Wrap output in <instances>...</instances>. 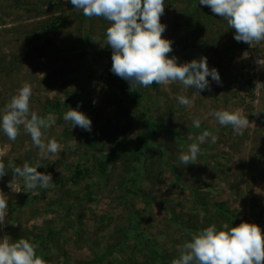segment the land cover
Segmentation results:
<instances>
[{
	"label": "rangeland",
	"instance_id": "obj_1",
	"mask_svg": "<svg viewBox=\"0 0 264 264\" xmlns=\"http://www.w3.org/2000/svg\"><path fill=\"white\" fill-rule=\"evenodd\" d=\"M161 23L168 55L179 64L206 57L219 83L209 76L210 90L199 93L153 83L137 86L134 98L111 71L110 22L85 17L70 0H0V112L30 84V110L55 120L44 142L61 145L42 157L23 127L14 142L0 131V160L40 163L37 171L53 180L25 192L18 178L16 193L8 169L0 238L28 239L46 264H171L192 233L212 224L255 223L264 233V42L236 41L199 0H165ZM70 108L90 118L91 132L64 120ZM236 109L249 120L242 135L212 115ZM204 130L217 142L209 138L197 163L183 165L181 151Z\"/></svg>",
	"mask_w": 264,
	"mask_h": 264
},
{
	"label": "clouds",
	"instance_id": "obj_2",
	"mask_svg": "<svg viewBox=\"0 0 264 264\" xmlns=\"http://www.w3.org/2000/svg\"><path fill=\"white\" fill-rule=\"evenodd\" d=\"M73 7L82 10L87 18L102 17L110 26L106 29V45L112 49L113 74L126 80L130 90L137 86L149 87L159 85L181 84L185 89L194 88L198 93L210 90L208 77L219 83L218 71L209 69L207 58L193 59L183 64L177 63L176 57H170L172 41L163 37L166 25L161 23L165 10V0H70ZM200 5L207 6L212 13L227 21L228 27L235 30L234 39L249 45L264 42V0H199ZM264 65V59L258 60ZM32 87L24 83L12 96L0 112V131L10 140L15 141L20 135L21 127L31 137L33 146L40 155L57 154L61 145L55 138L44 142L45 129L54 123L53 114L40 117L30 110ZM178 102L191 107L193 100L185 95L177 97ZM221 126H231L233 131L242 135L249 125L242 109L234 111L216 110L212 113ZM64 120L71 121L72 127L79 126L91 132V120L83 112L72 109L64 114ZM200 119L193 120V126L200 128ZM210 138L215 144L218 137L204 130L196 137V142L181 151L179 161L187 166L196 164L200 145ZM191 139V137H190ZM41 164L30 166L25 162L16 166L9 161L7 165L0 160V179L12 171L9 188L21 192L18 178L23 180V191L30 192L36 188L47 189L52 185L51 174L37 171ZM3 193V192H0ZM8 214V201L0 194V226L4 225ZM38 245L28 239L11 240L7 235L0 238V264H46L37 254ZM171 264H264V233L255 223L241 222L237 226L225 223L217 228L215 224L191 234L177 258Z\"/></svg>",
	"mask_w": 264,
	"mask_h": 264
},
{
	"label": "trees",
	"instance_id": "obj_3",
	"mask_svg": "<svg viewBox=\"0 0 264 264\" xmlns=\"http://www.w3.org/2000/svg\"><path fill=\"white\" fill-rule=\"evenodd\" d=\"M129 91H130V94L134 96V98H138V96H139V91H138L137 87H136L135 89H133V90H129ZM104 158H105V157H104ZM109 158H110L109 156L106 157V158L104 159V161L102 162V168H103L102 171H104L105 167H106V166L108 165V163L110 162V159H109Z\"/></svg>",
	"mask_w": 264,
	"mask_h": 264
}]
</instances>
